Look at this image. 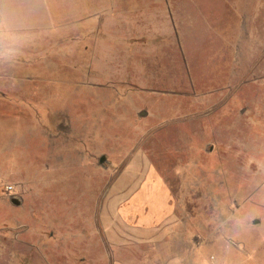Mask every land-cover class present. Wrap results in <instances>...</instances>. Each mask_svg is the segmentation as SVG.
<instances>
[{"label":"rangeland","instance_id":"1","mask_svg":"<svg viewBox=\"0 0 264 264\" xmlns=\"http://www.w3.org/2000/svg\"><path fill=\"white\" fill-rule=\"evenodd\" d=\"M40 239L264 264V0H0V264Z\"/></svg>","mask_w":264,"mask_h":264},{"label":"crops","instance_id":"2","mask_svg":"<svg viewBox=\"0 0 264 264\" xmlns=\"http://www.w3.org/2000/svg\"><path fill=\"white\" fill-rule=\"evenodd\" d=\"M22 31L26 32V31H28V29L25 28V30H22ZM9 32L16 34V33H19L20 31H16V30L11 31L10 30ZM83 33H84L83 35L85 37V39H84V53H86L87 51H90V49H91V45H90L91 41H89L91 39L90 36L92 34L91 26L90 25H88V26L83 25ZM117 59H118V57H117ZM144 217H145V219L143 217H141V219H143L144 223L146 221H147V223H149V222H151L154 219L152 215H149L150 218H146L147 216H144ZM39 241H40V244L37 245L36 249L31 244V247L34 248V250H35V257L34 258H30V259H28V258L12 259L10 261V263L11 264H44L45 263L44 256H43L44 255V244L42 243V239H40ZM47 263L50 264V262H47ZM117 264H122V263L117 261Z\"/></svg>","mask_w":264,"mask_h":264},{"label":"water","instance_id":"3","mask_svg":"<svg viewBox=\"0 0 264 264\" xmlns=\"http://www.w3.org/2000/svg\"><path fill=\"white\" fill-rule=\"evenodd\" d=\"M106 158L103 156L101 159H100V163L103 164L105 162Z\"/></svg>","mask_w":264,"mask_h":264},{"label":"built area","instance_id":"4","mask_svg":"<svg viewBox=\"0 0 264 264\" xmlns=\"http://www.w3.org/2000/svg\"><path fill=\"white\" fill-rule=\"evenodd\" d=\"M7 190L10 191V192L13 191V187L12 186H8Z\"/></svg>","mask_w":264,"mask_h":264}]
</instances>
